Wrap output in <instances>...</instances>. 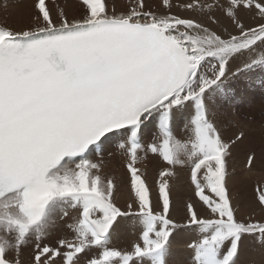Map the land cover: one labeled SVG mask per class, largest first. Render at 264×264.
I'll use <instances>...</instances> for the list:
<instances>
[{
  "label": "snow or ice",
  "instance_id": "6c2138e0",
  "mask_svg": "<svg viewBox=\"0 0 264 264\" xmlns=\"http://www.w3.org/2000/svg\"><path fill=\"white\" fill-rule=\"evenodd\" d=\"M20 3L31 24L0 23V264H243L248 239L264 247V138L225 139L209 108L264 69V0ZM174 242L188 255L170 261Z\"/></svg>",
  "mask_w": 264,
  "mask_h": 264
},
{
  "label": "rangeland",
  "instance_id": "374dc122",
  "mask_svg": "<svg viewBox=\"0 0 264 264\" xmlns=\"http://www.w3.org/2000/svg\"><path fill=\"white\" fill-rule=\"evenodd\" d=\"M0 1L4 2V0ZM62 1H68L72 5L77 3V0ZM7 2L11 5L16 4L11 3L9 1ZM69 12L73 13V8ZM223 22L226 23V21ZM0 23H7L12 27L17 28L18 26H29L31 24V20L26 11L22 17H18L17 14H13L8 11L7 13L1 11ZM234 68L235 65H233V69ZM224 87L229 91V98L224 99L221 97H213V100L209 101L211 118L214 120L216 125H218L217 127L220 129L221 134L225 137V139H228L232 135V132L235 130L236 127H242L245 129V131L250 133V135L254 138L256 144L259 145L261 139L264 138V69L254 68L253 70L244 73L237 78L226 81ZM183 124L184 119L180 118L178 121L174 122L173 125L174 133L177 139L181 141H183L187 137V133L183 130ZM148 139L149 141L151 140V134ZM233 151L235 159L230 161V171L232 165L235 164L236 171L238 172L240 167L239 159H242V153L239 149H234ZM110 162L111 160H108L106 166H109ZM122 165L123 162L121 166ZM144 165L148 167V172L150 173V177L148 176L150 180L149 184H152L156 171L155 161L149 159L146 163H144ZM139 166L141 167V165ZM151 169L154 170L151 171ZM142 170L144 169L142 168ZM177 172L178 179L174 183H177V187L179 189L176 190L180 194L182 193L181 195L189 194L190 189L189 185L187 184L185 171H182L178 168ZM110 173L116 177V172L113 169L110 168L107 171L104 170L105 175H109ZM238 181L239 177L234 180H230L229 182V187L233 191L234 195L239 187ZM174 187H176V184H174ZM178 192L173 190V194L175 195H177ZM256 215L260 216L261 214L257 212ZM127 232L131 233L129 234ZM124 233H127L129 236H125L124 238ZM118 235L119 236L116 235L113 238V242H115V245L118 247H126L132 240L136 238L132 230L120 232L118 233ZM245 245V250L241 256L243 264H264V247H262L258 243V240H256V238L248 239L245 242ZM172 253L173 255L172 257H170V261L176 260L179 256L188 255L187 252H185L182 248H178L177 245L174 244L172 248Z\"/></svg>",
  "mask_w": 264,
  "mask_h": 264
},
{
  "label": "bare ground",
  "instance_id": "6f19581e",
  "mask_svg": "<svg viewBox=\"0 0 264 264\" xmlns=\"http://www.w3.org/2000/svg\"><path fill=\"white\" fill-rule=\"evenodd\" d=\"M7 1H9V2H11V3H16L15 5L16 6H12L11 4H9L10 5V7H9V9H8V12H11V13H13V14H17V16L18 17H22L23 15H24V13H25V8L23 7V4L22 3H20V0H7ZM113 2V0H109V3H112ZM114 2L117 4V7L119 8V7H123V5H125L126 3H127V1H124V0H122V1H120V0H114ZM148 2L151 4V5H153L154 7L159 3V0H148ZM173 2H174V4L177 2V0H173ZM58 3H60L62 6H65L66 7V11H70L71 9H72V4L70 3V2H68V1H62V0H58ZM3 4H4V2H1L0 1V12L1 11H4L3 10ZM173 12H174V14H177L176 13V10H175V8H174V10H173ZM69 14L71 15L72 13H70L69 12ZM179 14H182V13H179ZM17 28H21L20 26H18ZM213 100V99H212ZM211 103V102H210ZM219 114V113H218ZM223 115V114H222ZM218 118V117H217ZM221 125V124H220ZM246 125H248V124H246ZM218 126V125H217ZM263 126V125H262ZM221 128V127H220ZM179 130V129H178ZM181 131V130H180ZM150 137V133L148 134V135H146L145 137H143L142 138V140H141V142L142 143H147V142H149V138ZM107 150L108 151H111V150H113V146H108V148H107ZM105 155L107 156V152L105 153ZM93 159H95V156H93ZM151 159V158H150ZM152 160V159H151ZM154 161V160H153ZM122 162H123V160H122V157H120V156H115V157H113L112 159H111V162H110V164H109V166H105V171H107V170H109L110 168L111 169H113L115 172H116V179H117V183L118 184H120L121 183V180H122V178H123V175H124V171H123V168H122V166H121V164H122ZM141 168H143V169H146L147 170V173H148V176L150 177V173L148 172V167L146 166V165H144V164H141ZM154 170V169H153ZM152 169H151V171H153ZM109 173V172H108ZM152 173H154V172H152ZM109 175H112L111 173L109 174ZM113 176V175H112ZM180 176V175H179ZM149 177H148V180H149ZM181 177H183V176H181ZM149 182H150V180H149ZM179 182V181H178ZM174 184H176V187H174L173 188V190H175L176 192H178L176 189H179L178 187H177V183H174ZM187 186V185H186ZM180 190H182V189H180ZM182 194V193H181ZM173 196H174V199H175V194H173ZM126 199V192L124 191V189H123V187H121V191H119L118 193H117V200H118V202L119 203H121V204H123V202H124V200ZM175 214V213H174ZM127 233H129V232H127ZM127 233H124L123 235V237L125 238V236L127 237V236H129ZM131 233V232H130ZM129 233V234H130ZM122 235V234H121ZM117 236H119L118 234H117ZM134 236V235H133ZM131 237H132V234H131ZM134 239V238H133ZM257 240V239H256ZM249 242V241H248ZM114 244H115V242H113ZM252 244V243H251ZM255 244V243H254ZM174 245H176V243H174ZM253 245V244H252ZM256 250V249H255ZM262 252V251H261ZM253 254V253H252ZM258 256V255H257ZM170 257H172V255L170 256ZM170 257H169V260H170ZM259 257V256H258Z\"/></svg>",
  "mask_w": 264,
  "mask_h": 264
}]
</instances>
